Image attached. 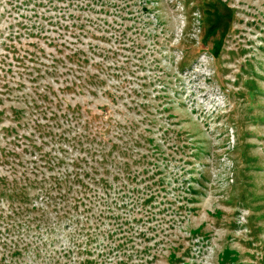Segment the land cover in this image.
<instances>
[{"label": "rangeland", "instance_id": "obj_1", "mask_svg": "<svg viewBox=\"0 0 264 264\" xmlns=\"http://www.w3.org/2000/svg\"><path fill=\"white\" fill-rule=\"evenodd\" d=\"M0 264H264V0H0Z\"/></svg>", "mask_w": 264, "mask_h": 264}, {"label": "trees", "instance_id": "obj_2", "mask_svg": "<svg viewBox=\"0 0 264 264\" xmlns=\"http://www.w3.org/2000/svg\"><path fill=\"white\" fill-rule=\"evenodd\" d=\"M30 183H32V182H30Z\"/></svg>", "mask_w": 264, "mask_h": 264}]
</instances>
